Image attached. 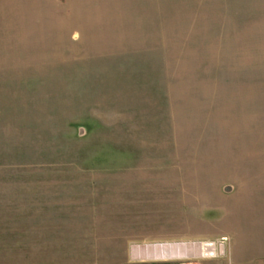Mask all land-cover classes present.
<instances>
[{
  "label": "rangeland",
  "instance_id": "rangeland-1",
  "mask_svg": "<svg viewBox=\"0 0 264 264\" xmlns=\"http://www.w3.org/2000/svg\"><path fill=\"white\" fill-rule=\"evenodd\" d=\"M0 264H264V0H0Z\"/></svg>",
  "mask_w": 264,
  "mask_h": 264
}]
</instances>
